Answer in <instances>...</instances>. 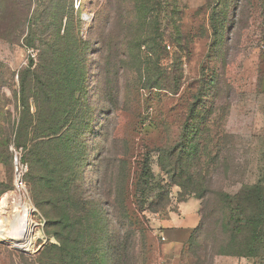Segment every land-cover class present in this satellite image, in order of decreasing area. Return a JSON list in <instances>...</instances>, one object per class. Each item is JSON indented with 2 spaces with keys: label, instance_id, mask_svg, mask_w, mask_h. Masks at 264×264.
<instances>
[{
  "label": "rangeland",
  "instance_id": "1",
  "mask_svg": "<svg viewBox=\"0 0 264 264\" xmlns=\"http://www.w3.org/2000/svg\"><path fill=\"white\" fill-rule=\"evenodd\" d=\"M30 1V23L18 32V39L17 35L12 41L0 38V77L4 78L0 129L18 126L19 73L32 60L37 64L40 42L47 44L56 37L59 20L71 19V29L78 30L94 53L90 94L77 95L82 104L86 100L84 117L90 127L93 122L84 156L89 165L85 177L94 182L92 191L98 200H102L101 177L106 191H123L126 211L138 232L140 264L148 259L144 237L168 213L157 203L168 194L170 207L176 210L181 188L174 181L185 182L192 191L190 198L205 193L209 204L197 246L188 258L183 255L181 264H195L198 257L204 262L206 251V264H264L260 257L214 256L213 261L209 257L221 245L230 208L237 215L257 213L246 195L264 185V0H167L169 10L160 15L153 11L154 5L140 0L141 13L153 11L143 28L127 21L136 11L131 0ZM178 33L183 35V48L178 46ZM216 77L213 86L211 79ZM194 108H198L195 115ZM35 111L31 100V112ZM186 134L188 140L194 134L198 137L199 161L190 166L189 174L175 179V153ZM14 138L7 146L0 135V181L12 186L5 195L20 198L31 212V235L24 243L15 237L0 239V246L36 256L57 242L46 235L44 217L28 187V194L15 193L12 147L21 156L24 150L15 148ZM221 148L220 163L214 166ZM117 161L124 164L115 166ZM145 165L150 166V178L143 176ZM15 211L10 199L8 214ZM8 229L12 234L20 232L19 225ZM232 247L235 253H246L243 246ZM8 251L0 249V264H9Z\"/></svg>",
  "mask_w": 264,
  "mask_h": 264
},
{
  "label": "trees",
  "instance_id": "2",
  "mask_svg": "<svg viewBox=\"0 0 264 264\" xmlns=\"http://www.w3.org/2000/svg\"><path fill=\"white\" fill-rule=\"evenodd\" d=\"M131 2L136 11L129 15L127 21L140 28L144 27L142 25L154 10L158 15L169 10L167 0H147V4L154 5V9L146 10L145 13L140 12V0ZM81 7L83 12V2ZM174 8L177 10V4ZM30 9V0H0V38L12 41L17 35L15 39H18V32L24 31L30 23ZM103 9L104 13L107 12L108 6ZM16 10L25 13L17 15L14 12ZM96 23L97 21L92 29L96 27ZM71 24V19L61 18L56 37L47 44L40 42L37 64L32 60L29 67L19 73L16 98L20 101L22 112L18 126L16 129H0V135L7 146L12 143L15 135V148L24 150L22 162L29 167L25 182L31 200L44 217L46 235L53 236L57 244L47 245L36 256L8 251L4 246H0V249L9 252V264H140L138 232L126 211L123 191L117 194L111 190L106 191L105 179L101 177L99 186L102 200H98L92 191L94 182L90 177H85L89 165L88 162L85 163L84 156L88 137L93 134V122L90 127L89 120L84 117L86 100L82 104L80 100L83 98L79 100L77 95L90 94V71L93 65L90 56L94 53L88 43L81 39L78 30L71 29ZM81 27L80 21L79 28ZM183 39V35L178 33L180 48H183ZM161 44L162 39L159 45ZM3 79L0 77V92L4 87ZM211 84H217V77L211 79ZM178 86L173 87L174 91L178 90ZM31 100L36 109L34 113L31 112ZM197 109L192 110L193 115ZM1 115H4L3 110ZM181 140L175 153V179L185 173L189 174L190 166L199 161L197 135L194 134L188 140L186 134ZM222 154L221 148L219 156L214 159V166H218ZM118 164L122 165L124 161H117L115 166ZM151 175L150 166L145 165L143 176L150 178ZM124 182L125 178L122 179V185ZM173 184L181 188L178 204L190 199L192 191L185 182L174 181ZM12 190L11 185L0 181V199ZM263 191L264 185L260 183L246 195L248 201L255 203L257 213L250 216L241 212L237 215L234 208H230V217L222 227L224 237L213 256H209L211 261L214 256H240L260 257L264 262ZM225 197L227 201L232 200L230 195ZM193 198L201 203V223L187 242L181 260L183 255L188 258L195 250L197 237L203 230L207 217L208 195L204 193ZM170 205L168 194L157 203L158 207L168 213L174 210ZM144 239L148 244V259L145 264H149L150 236L146 234ZM232 245L243 246L246 253H235ZM207 252L204 253V262L198 257L195 264H206Z\"/></svg>",
  "mask_w": 264,
  "mask_h": 264
},
{
  "label": "crops",
  "instance_id": "3",
  "mask_svg": "<svg viewBox=\"0 0 264 264\" xmlns=\"http://www.w3.org/2000/svg\"><path fill=\"white\" fill-rule=\"evenodd\" d=\"M200 209V201L190 198L156 223L150 235L149 264H181L182 252L194 230L200 226Z\"/></svg>",
  "mask_w": 264,
  "mask_h": 264
},
{
  "label": "bare ground",
  "instance_id": "4",
  "mask_svg": "<svg viewBox=\"0 0 264 264\" xmlns=\"http://www.w3.org/2000/svg\"><path fill=\"white\" fill-rule=\"evenodd\" d=\"M10 199L13 200L14 204L16 205V211L13 215L8 214ZM0 212L2 215H4V217L0 219V239H12L15 237V239H17L19 242H29L31 235V212L28 210L26 205L21 202L20 198L14 199L9 194L4 195L0 200ZM13 225H19L20 232L12 234L9 231L8 226L11 227Z\"/></svg>",
  "mask_w": 264,
  "mask_h": 264
},
{
  "label": "built area",
  "instance_id": "5",
  "mask_svg": "<svg viewBox=\"0 0 264 264\" xmlns=\"http://www.w3.org/2000/svg\"><path fill=\"white\" fill-rule=\"evenodd\" d=\"M12 152L14 153L13 161L15 167V181H14V185L16 187L15 193H18L23 196L22 193L28 194L27 185L25 182V176L28 173L29 167L27 164L22 162V156L13 147H12Z\"/></svg>",
  "mask_w": 264,
  "mask_h": 264
}]
</instances>
